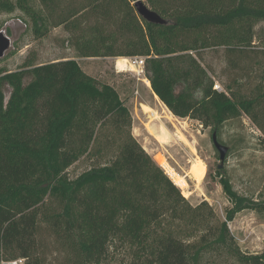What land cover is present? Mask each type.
<instances>
[{"label": "trees", "instance_id": "trees-1", "mask_svg": "<svg viewBox=\"0 0 264 264\" xmlns=\"http://www.w3.org/2000/svg\"><path fill=\"white\" fill-rule=\"evenodd\" d=\"M116 1L125 9L115 29L91 25L81 30L73 37L77 56H144L152 93L173 115L195 119L213 131L228 119L252 117L264 107V90L235 99L214 88L193 55L212 46L250 45L251 36L237 34L235 25L263 20L264 0H191L173 18L165 17L157 0H148L171 20L166 25L142 19L133 8L135 0H92L91 12L111 21L106 7ZM16 9L31 18L36 37L47 35L27 0H0V13ZM108 124L117 132L130 126L126 105L112 85L86 74L74 58L28 59L15 70L0 69V264L18 257L25 264L37 262L39 220L70 244L78 264H102L114 243L132 249V264H204L210 254H225L238 264H264V251H241L223 223L201 231L207 203L191 206L129 130L109 163L70 178L67 169L90 152ZM215 176L225 194L234 197L236 209L251 205L264 210V201L237 194L223 170L216 169ZM49 198L60 208L42 213ZM177 221L187 227L174 230ZM187 229L199 234L197 242L177 236Z\"/></svg>", "mask_w": 264, "mask_h": 264}, {"label": "rangeland", "instance_id": "rangeland-1", "mask_svg": "<svg viewBox=\"0 0 264 264\" xmlns=\"http://www.w3.org/2000/svg\"><path fill=\"white\" fill-rule=\"evenodd\" d=\"M142 1L152 9L148 0ZM190 1L157 0V3L166 10L165 17L173 18L175 11ZM227 1L233 3L236 0ZM27 3L41 17L48 33L44 37H36L31 18L19 9L12 13H0V31L3 30L11 39V46L0 58V69L15 70L28 59L44 63L76 56L74 35L91 25L108 32L114 30L125 9L122 1L107 6L113 15L112 20L108 21L91 12L92 0H27ZM235 30L239 35L251 36L250 45L241 46L236 42L230 47L212 46L198 49L193 55L212 78L214 88L228 91L235 99L253 98L264 90V19L241 21L236 23ZM123 47V44L118 45V49ZM120 57L127 58L111 57L112 63L102 57L78 60L98 81L110 83L117 90L129 111L130 126L124 127L122 132L115 131L110 124L102 127L90 146V152L67 169L68 176L75 178L91 167L109 163L117 155L122 138L129 130L191 206L202 201L207 203L203 211L206 219L199 225L201 231L206 225L223 223L241 251H264V210L257 211L251 205L236 209L234 197L225 194L215 176L216 169L223 170L237 194L264 201V107L257 109L252 117L242 114L226 120L219 127L216 131L217 140L227 146L228 151L223 166L218 168L221 161L212 142L213 130L203 127L195 119L173 115L152 93L149 81L145 83L137 79L130 70L117 72L115 61ZM9 92L10 89L5 87L6 97ZM158 157H162L183 178V186L178 185L166 172L158 162ZM196 158L205 163V174L200 181L188 173ZM59 208L58 201L49 198L40 210L42 213H51L57 212ZM208 210L213 212V218L208 217ZM38 226L35 238L37 264H78L75 250L48 223L39 220ZM180 226L187 227L185 222L177 221L172 228L177 230ZM191 231L189 229L177 236L191 243L197 242L199 234ZM132 257L131 248L114 243L109 247L102 264H132ZM14 259L4 260L1 264H10ZM22 264H25V260ZM204 264L238 263L225 254H210L204 258Z\"/></svg>", "mask_w": 264, "mask_h": 264}, {"label": "water", "instance_id": "water-1", "mask_svg": "<svg viewBox=\"0 0 264 264\" xmlns=\"http://www.w3.org/2000/svg\"><path fill=\"white\" fill-rule=\"evenodd\" d=\"M133 7L136 13L142 19H144L147 23L160 24V25H166V24L171 23V20L162 17L157 11L150 9L142 0H135L133 2ZM10 46H11L10 37L6 35L3 30H1L0 31V58L5 55L6 51L9 49ZM212 142L214 144V147L217 149L219 153V159L221 161V164L219 165L218 168H221L223 166V161L228 151V147L218 142L216 131H213L212 133Z\"/></svg>", "mask_w": 264, "mask_h": 264}, {"label": "bare ground", "instance_id": "bare-ground-1", "mask_svg": "<svg viewBox=\"0 0 264 264\" xmlns=\"http://www.w3.org/2000/svg\"><path fill=\"white\" fill-rule=\"evenodd\" d=\"M116 67L119 69V71H125L126 70V59L123 57H120L115 62ZM158 162L164 167L166 172L175 179V182L178 185L183 186V178L179 176L171 167L170 165L162 158H157ZM195 180L200 181L203 179L205 174V163L201 159H195L193 163L190 165L189 172H188Z\"/></svg>", "mask_w": 264, "mask_h": 264}, {"label": "built area", "instance_id": "built-area-1", "mask_svg": "<svg viewBox=\"0 0 264 264\" xmlns=\"http://www.w3.org/2000/svg\"><path fill=\"white\" fill-rule=\"evenodd\" d=\"M125 59H126V67H125L126 70H130L134 72L137 79H140L142 81H145V83H147L148 78H147L146 69H145V59L146 58L144 56H132V57H127ZM115 67H116V64H115ZM23 261H24V258H16L10 261V264H22Z\"/></svg>", "mask_w": 264, "mask_h": 264}, {"label": "crops", "instance_id": "crops-1", "mask_svg": "<svg viewBox=\"0 0 264 264\" xmlns=\"http://www.w3.org/2000/svg\"><path fill=\"white\" fill-rule=\"evenodd\" d=\"M76 52V51H75ZM112 56H106V57H102L104 60H107L106 62H109V63H112V58H111ZM63 58H74L76 61H77V63L79 64V66L81 67V69L86 73V74H88V75H91V71H89V69H86V68H84V67H82L81 65H80V63H79V58H82V59H86V60H91L92 58L93 59H95V58H100V57H96V56H89V57H82V56H71V57H63ZM118 59V58H117ZM58 59H55V60H52V61H57ZM117 61V60H116ZM115 61V62H116ZM49 62H51V61H49ZM86 62H89V61H86ZM115 68H117V67H115ZM118 69V68H117ZM116 70V69H115ZM117 72H120L119 70H116ZM92 76V75H91ZM94 77V76H93ZM97 79V78H96ZM108 84H110V83H108ZM111 85V84H110ZM148 86H149V84H148Z\"/></svg>", "mask_w": 264, "mask_h": 264}]
</instances>
